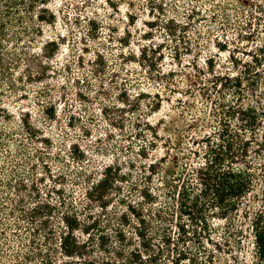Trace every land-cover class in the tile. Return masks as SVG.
<instances>
[{"label":"rangeland","instance_id":"374dc122","mask_svg":"<svg viewBox=\"0 0 264 264\" xmlns=\"http://www.w3.org/2000/svg\"><path fill=\"white\" fill-rule=\"evenodd\" d=\"M209 7L203 0H51L49 9L56 23L44 24L36 45L55 41L59 49L49 60V78L36 89L52 98L55 119H45L30 84L25 98L5 100V107L15 114L29 111L39 128L33 140H24L33 154L17 168L18 179L26 186L21 194L51 201L56 223L67 215L83 226L95 227L96 235L105 233L115 239L123 227L133 231L123 224V213H129L126 205L138 206L143 202L141 191L153 190L157 184L143 165L163 156L165 144L159 140L157 149L149 148L141 156L151 139L145 122L160 129L165 138L166 129L193 124L204 107L200 97L192 99L184 93L198 75L195 67L204 69L202 82L208 86L209 80L219 79L221 91L227 77L242 76L244 103L259 101L264 106V80L259 81L257 72L264 69L254 67L252 61L264 45V29L253 41L241 39L233 30L225 34L212 30L215 23L210 21ZM168 19L177 25L169 29ZM95 26L96 38L91 35ZM50 49L55 51L56 46ZM249 65L251 73L245 74ZM170 85L177 92L169 91ZM157 93L161 109L145 115ZM110 166L118 180H113L105 200H89L86 190ZM258 173L240 210L216 222L223 239L215 238L221 245L226 244V231L241 230L244 235L243 245L231 247L232 253L223 254L226 259H220L221 264L253 263L252 220L264 208V177ZM77 235L87 238L81 231Z\"/></svg>","mask_w":264,"mask_h":264},{"label":"trees","instance_id":"16d2710c","mask_svg":"<svg viewBox=\"0 0 264 264\" xmlns=\"http://www.w3.org/2000/svg\"><path fill=\"white\" fill-rule=\"evenodd\" d=\"M203 1L213 12L212 30L224 34L233 30L241 39L253 41L260 28L264 29V0ZM50 2L0 0V264H221L220 259H226L223 254L232 253L231 247L243 245L244 235L241 230L226 231V244L221 245L215 238L222 237L216 222L236 214L253 191L258 172L264 177V106L259 101L244 103L242 76L227 77L221 91L219 79L209 80L208 86L202 82L204 69L195 67L198 75L184 93L192 99L200 97L204 107L193 124L186 129H166L169 135L163 138L160 129L145 122L151 139L142 147L141 156L149 148L157 149L159 140L165 148L163 156L143 165L157 182L154 191H141L143 202L127 204L129 213L122 215L124 226L133 231L123 227L112 239L105 233L96 235L95 227L83 226L67 215L56 223L51 201L21 194L26 186L18 179L17 168L33 154L24 140H33L39 128L29 111L15 114L5 107V100L25 98L30 84L45 119H55L52 98L36 89L49 78V60L59 49L55 41L36 45L44 24L56 23ZM192 12L197 13L196 9ZM175 25L168 19L169 29ZM98 32L97 26L92 27V37ZM258 51L252 61L254 67L264 69V45ZM97 57L102 65V55ZM248 67L245 74L251 73ZM257 72L263 81L264 72ZM168 89L177 92L171 85ZM160 100L157 93L145 115L154 108L160 110ZM113 169L106 167L102 177L91 182L86 190L89 200H105L113 180H118ZM78 231L87 238L77 235ZM252 236V264H264V208L252 220Z\"/></svg>","mask_w":264,"mask_h":264}]
</instances>
